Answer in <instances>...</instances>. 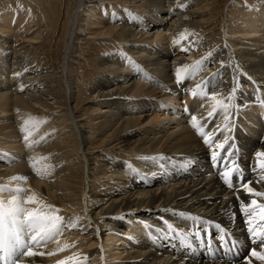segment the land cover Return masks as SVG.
Returning a JSON list of instances; mask_svg holds the SVG:
<instances>
[{
    "label": "bare ground",
    "instance_id": "6f19581e",
    "mask_svg": "<svg viewBox=\"0 0 264 264\" xmlns=\"http://www.w3.org/2000/svg\"><path fill=\"white\" fill-rule=\"evenodd\" d=\"M91 1L71 15L55 85L66 102L46 96L56 81L42 70L0 65V264H264V244L250 237L264 235V220L244 225L264 203V2L241 7L211 50L182 0L122 12L125 29L110 36L121 35L122 52L98 60L107 72L83 90L91 114L79 120L68 61ZM3 17L12 30L15 15ZM109 24L104 33L118 30ZM234 121L236 158L258 169L245 189L210 166ZM182 162L195 164L177 170Z\"/></svg>",
    "mask_w": 264,
    "mask_h": 264
},
{
    "label": "rangeland",
    "instance_id": "374dc122",
    "mask_svg": "<svg viewBox=\"0 0 264 264\" xmlns=\"http://www.w3.org/2000/svg\"><path fill=\"white\" fill-rule=\"evenodd\" d=\"M169 1L165 0L167 7L170 4L173 6V0ZM136 2L133 3L131 0H92L86 3L87 6L91 4V8L89 7L88 10L82 8L79 12L76 40L68 61L70 81H73L77 90L80 91L78 98L70 103V107L75 111L79 120L86 119L87 115L91 114V110L87 107L88 102H91V98L84 96L83 90L87 89L101 72H107L100 66L98 60L102 55L107 56L122 52L118 47V43L122 42L121 35L117 36L123 32L121 29L125 25V21H122L121 13L128 12L127 10H130L135 5L138 7L135 8V11L131 10L132 13L137 17L143 14L142 5H144V0ZM181 2L182 4H179L178 8L183 11L193 10L198 15L196 19L198 21L197 29L200 30L202 36L204 34L203 38H211L210 44L213 45H211V50L219 43V35L221 36L223 27H226L228 22H237L239 14L243 12L241 7H247L249 3L256 7L264 0H190V2L189 0H182ZM83 7H85V4ZM77 8V0H0V20L5 19L6 17L3 16L7 13L15 15L13 18L14 28L12 30L0 27V65L4 62L8 71L24 73L27 71L30 72V76L36 75L38 70H42L40 74L46 78L49 84L51 79L56 81L51 92L46 93L47 97H52L50 99L51 102L55 94L60 95L62 98L66 96L64 89L55 85L60 82V70L69 33L71 15ZM94 21L98 23H93ZM102 23H110L108 27L110 30L113 26H117L118 30L116 32L111 31V34L109 33L110 31L104 33L107 29L101 30ZM114 33H118L115 35L117 42L110 40V36ZM249 44L251 43L249 42ZM211 63L209 61L208 65ZM9 75L12 77L11 73ZM38 76L40 75L38 74ZM46 76L49 77L50 81ZM186 81L188 82L189 79L184 80V82ZM65 98L63 102H66ZM48 121H51V119L42 122V125ZM82 124L86 125V122H82ZM215 135L216 133L213 134V140L223 142V140L217 139ZM87 149L89 150L88 152L95 153L99 151L100 147L87 145ZM103 156L106 159L107 155L103 154ZM233 159L234 156L229 157V163H232ZM236 159L239 160L238 157ZM119 160H122L125 166H129V164L132 165L131 168L134 166L129 156ZM190 164H195V162H182L176 169L182 171V168L190 167ZM249 181H251L250 178ZM241 182H244V180H241ZM262 207L264 208V206Z\"/></svg>",
    "mask_w": 264,
    "mask_h": 264
}]
</instances>
